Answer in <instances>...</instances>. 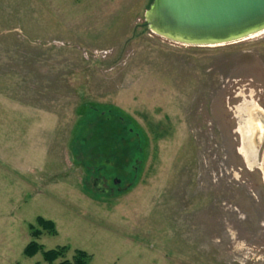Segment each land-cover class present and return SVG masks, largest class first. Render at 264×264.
I'll use <instances>...</instances> for the list:
<instances>
[{"label":"rangeland","instance_id":"rangeland-1","mask_svg":"<svg viewBox=\"0 0 264 264\" xmlns=\"http://www.w3.org/2000/svg\"><path fill=\"white\" fill-rule=\"evenodd\" d=\"M151 1L0 0V264H44L38 217L69 261L264 264V32L179 44Z\"/></svg>","mask_w":264,"mask_h":264},{"label":"water","instance_id":"water-1","mask_svg":"<svg viewBox=\"0 0 264 264\" xmlns=\"http://www.w3.org/2000/svg\"><path fill=\"white\" fill-rule=\"evenodd\" d=\"M144 20L179 44H226L264 32V0H152Z\"/></svg>","mask_w":264,"mask_h":264},{"label":"trees","instance_id":"trees-1","mask_svg":"<svg viewBox=\"0 0 264 264\" xmlns=\"http://www.w3.org/2000/svg\"><path fill=\"white\" fill-rule=\"evenodd\" d=\"M103 128H105L104 132L96 133V140L100 141L102 146L98 147L97 152L101 153L103 158L106 156H110L112 154H115V148L116 146H121L120 143L121 139H118L116 137L118 133L120 132L119 129L111 128L108 125H104ZM107 129H111L115 134H112L111 131H107ZM101 130V129H100ZM114 137H113V136ZM112 136V137H111ZM111 139V140H110ZM117 139V140H116ZM110 143H105V141ZM114 141H117L116 143ZM36 226L38 227L37 230L33 231V227H30L32 230L31 232V238L33 241L27 244V246L23 250V256L29 259H32L35 257L38 253H41L42 261L44 264H90L91 258L89 255H87L83 251H75L72 259L65 260V255L68 252L67 247H58L54 250H48L44 251L43 247L36 242L41 236H43L44 233H46L49 236H56V229L55 225L51 221H46L42 218H37L35 220Z\"/></svg>","mask_w":264,"mask_h":264},{"label":"flooded vegetation","instance_id":"flooded-vegetation-1","mask_svg":"<svg viewBox=\"0 0 264 264\" xmlns=\"http://www.w3.org/2000/svg\"><path fill=\"white\" fill-rule=\"evenodd\" d=\"M99 181H101L100 182V186L98 185L97 186V189L99 190V191H102V192H108L109 191V189L108 188H106L103 184H105V181L103 180V179H99ZM114 184H115V182H114ZM118 184V183H117ZM118 190V189H117ZM110 192V191H109ZM108 192V193H109Z\"/></svg>","mask_w":264,"mask_h":264}]
</instances>
